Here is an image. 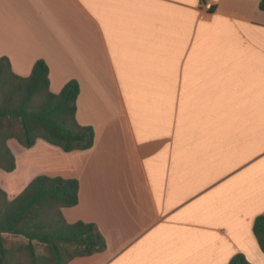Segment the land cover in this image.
I'll use <instances>...</instances> for the list:
<instances>
[{
    "label": "crops",
    "instance_id": "crops-1",
    "mask_svg": "<svg viewBox=\"0 0 264 264\" xmlns=\"http://www.w3.org/2000/svg\"><path fill=\"white\" fill-rule=\"evenodd\" d=\"M259 2L0 0V58L24 78L43 60L53 94L76 81V122L94 132L70 153L8 141L9 199L37 176L78 181L63 217L106 249L69 264H264Z\"/></svg>",
    "mask_w": 264,
    "mask_h": 264
},
{
    "label": "trees",
    "instance_id": "trees-1",
    "mask_svg": "<svg viewBox=\"0 0 264 264\" xmlns=\"http://www.w3.org/2000/svg\"><path fill=\"white\" fill-rule=\"evenodd\" d=\"M258 8L264 12V0ZM48 73L46 63L38 60L28 77H20L12 72L7 58H0L1 171L15 169L10 140L30 149L40 139L65 153L93 146V129L75 119L78 83L69 81L59 94H53ZM78 190L75 179L47 176L35 177L13 199L0 188V264H69L103 252L105 239L94 224H69L63 217V209L77 205ZM253 233L264 253V214L256 217ZM3 235L24 241H9ZM229 264L250 263L238 254Z\"/></svg>",
    "mask_w": 264,
    "mask_h": 264
},
{
    "label": "rangeland",
    "instance_id": "rangeland-1",
    "mask_svg": "<svg viewBox=\"0 0 264 264\" xmlns=\"http://www.w3.org/2000/svg\"><path fill=\"white\" fill-rule=\"evenodd\" d=\"M13 148L15 149L16 147L15 146H13ZM15 178H16V175H13V176H7L6 175V173L5 172H1L0 173V184H2L4 187H6V183L7 184H10V185H12V184H14V182H15ZM2 187V186H1ZM4 187H3V189H4ZM24 188V187H23ZM6 189V188H5ZM4 189V190H5ZM6 191V190H5ZM9 194V196H12L11 195V193H8ZM3 237L5 238V239H7V240H9V241H24L23 239H21V238H13V237H10V236H8V235H3ZM38 250L39 251H42V248L41 247H39L38 248ZM79 261L80 260H78V261H75V262H73V264H77V263H79Z\"/></svg>",
    "mask_w": 264,
    "mask_h": 264
}]
</instances>
